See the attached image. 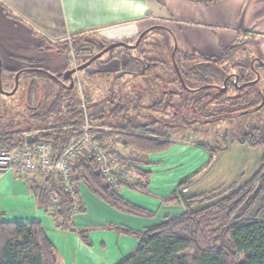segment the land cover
<instances>
[{"label": "trees", "instance_id": "trees-1", "mask_svg": "<svg viewBox=\"0 0 264 264\" xmlns=\"http://www.w3.org/2000/svg\"><path fill=\"white\" fill-rule=\"evenodd\" d=\"M79 42L80 47L76 44V48L78 61L82 64L102 49L100 40L95 38L87 39L85 42L82 39ZM251 45L256 46L254 40L248 36H239L236 43L225 52L224 57L218 60L177 52L175 62L184 82L203 89L201 92L190 94L189 101H184L182 96L174 98L170 94L169 86L161 85L162 92L159 99L155 98L148 108L141 107L139 105L141 100L139 99L136 107L132 110V106L128 105L129 107H127L129 103L124 104L121 100H116L115 95L111 93L107 99V104L113 106V110L107 113L104 109L100 114L91 116L93 122L102 120L105 117L110 118L112 121V126L109 128L111 131H96L97 141L104 148H116L117 142H120V140L117 141L119 138L123 139L122 145L124 148H133L144 153L165 151L173 143L168 140H162L159 143L162 137L160 134H157L158 138L152 139L145 136L143 132L150 126L167 128L169 124L163 118L157 119L155 117L169 115L174 117L177 113L183 114L186 110L184 102H190L189 110L193 113V117H198L206 123L223 121L229 115L242 117L253 112L262 111L264 106L259 109L264 98L261 87L237 88L232 84L231 88L224 92L223 89H226L224 84L223 87H220V92H216L212 90V87L217 84L209 81L212 75L215 76L212 71L220 72L224 80L229 77L228 74H232L234 69H237L239 72L234 77L237 78L239 84L248 82L250 73H252L251 63L235 61L234 58L240 53H248V47ZM139 47L141 48V45ZM259 59L264 61V55L259 54ZM131 61L132 63L142 62V69L135 74L139 77L152 74L157 67L154 62H148L144 57V52L141 51L137 57L131 54ZM211 66L213 70H210ZM171 70L173 80L168 85L180 83L173 66ZM15 73L13 70L4 69L3 85L9 86L13 83ZM85 73L88 79L95 77L88 70ZM101 75L108 76V74ZM34 76L40 81L53 80L49 74ZM56 77L61 78L62 76ZM39 88V82L36 80L30 83L28 91H25L21 97L26 106L31 107L30 101L35 97L34 94ZM212 91L215 92L214 95ZM184 93L186 92L182 91L176 94L181 95ZM37 99L38 106L30 108L31 111H34L31 114V119L35 121V125L28 132L23 131V129L13 133H0V151H12L17 147L32 146L35 143L28 144V137L38 135V142L52 146L61 154L70 142L77 137L80 131L69 127L79 124L80 120L84 119V112L79 104L75 89L62 88V92L48 109L41 110L43 99L40 98L39 93ZM39 102H41L40 105ZM67 103L68 108L64 112L63 105ZM88 105L92 114L101 106L105 107L104 103L93 104L92 100L88 101ZM212 105L217 108L215 113L210 110ZM146 109L150 112V116L147 118L149 119L148 123L133 120L132 117L135 116L137 110L145 111ZM132 111H134L133 115H131ZM52 114L59 117L61 124L49 125ZM123 114L127 117V123L120 126L117 122ZM158 131L161 132V130ZM242 136L243 138L236 140L238 144L253 149L264 148L263 130L251 127L250 130L243 132ZM220 151L221 149L210 152L209 158H213L214 154H218ZM117 156L119 162L125 166L126 170L128 169V173H138L141 177L150 175L149 172L146 173L141 169V166L146 164L132 162L120 154H117ZM116 178L119 187L148 189V185L144 186L141 182L134 183L120 177ZM43 184L46 186V190L38 194L40 195L38 199L40 208L45 213H49V209L53 208V200L50 197L53 194L56 195L60 204L54 207L58 208L59 211L53 217L56 222L60 221L58 226L65 231L78 234L85 245L92 247L93 244L89 237L91 229L77 230L73 226L67 225V221L74 210V200L67 193L66 188L57 186L55 176ZM75 185L85 186L94 197L121 214L148 220H154L160 216L158 212L140 207L126 200L121 196L119 188L108 185L102 175L98 173L96 160L82 159L80 161ZM188 187V181L182 180L173 196L165 198L163 202L170 206L182 205L185 211L181 214L167 215L158 223L142 231H134L116 225H108L104 228L115 230L138 241L135 250L123 257L117 264H264V157L261 160L259 169L250 179L241 185L233 184L222 193L187 196L183 191ZM202 204H205V206L200 207ZM83 213H85V210ZM0 264H59L56 246L43 222L0 220Z\"/></svg>", "mask_w": 264, "mask_h": 264}, {"label": "crops", "instance_id": "crops-1", "mask_svg": "<svg viewBox=\"0 0 264 264\" xmlns=\"http://www.w3.org/2000/svg\"><path fill=\"white\" fill-rule=\"evenodd\" d=\"M69 34L74 37L90 36L100 40L104 47L116 43L132 45L142 36L141 48L139 47L136 53L144 52L145 59L154 62L157 67L152 74L141 78H153L159 71V66L167 77H173L171 68L177 52L214 60L222 59L239 36H248L254 40L256 51L264 55V0H0V52L4 55L3 58H7L10 70H16L13 64L20 59L40 64L44 70L64 74L68 70L65 69V55L60 51L55 54L56 48L40 49L38 40L39 37L45 39L44 42L51 48L52 44L63 41ZM4 43L8 44V48L2 46ZM2 62L4 63V59ZM97 64L88 69L91 74H108V77L117 80L122 78L120 82L125 78L131 79L142 69V62L132 63L130 51L125 47L112 50ZM122 71L123 75L118 76ZM189 148L193 150L191 146ZM184 152L187 151L183 150L179 154L183 155ZM121 154L132 162L146 164L141 166V169L150 175L141 177L136 173L134 183L141 182L151 188L150 183L157 174L155 167L161 164L162 160L155 159L154 153L140 152L137 160L131 159L125 152ZM197 161L200 165L194 162L192 165L196 171L183 180L190 181L204 169L207 154L204 152ZM242 175L244 174L235 179L233 184L241 185ZM28 181L13 172L0 171V220L3 218L10 222L36 221L45 225L47 215L40 208ZM162 181L167 182L164 187L172 186L169 192L174 194L182 180L172 185L168 183L169 178ZM188 185L183 191L187 196L197 186L193 183ZM124 189L134 190L120 187L122 197L147 208L126 197L122 192ZM204 194L211 193L205 190L193 196ZM80 198L84 203V216H87L84 228L92 230L89 237L93 246L85 245L78 234H71L79 237L85 248L79 246V251L81 249L84 253L81 255L85 257L86 254L87 258H90L91 251L95 250L100 259L115 261L117 264L137 247L138 241L135 238L115 230L106 231L105 226L116 225L142 231L159 222V218L148 220L121 214L102 203L89 191L82 190ZM165 198H169V195L163 198L160 209L177 208L180 214L184 212L182 205L164 204ZM52 241L56 247L60 242L53 239Z\"/></svg>", "mask_w": 264, "mask_h": 264}, {"label": "rangeland", "instance_id": "rangeland-1", "mask_svg": "<svg viewBox=\"0 0 264 264\" xmlns=\"http://www.w3.org/2000/svg\"><path fill=\"white\" fill-rule=\"evenodd\" d=\"M39 38L40 39L38 40V43H40L41 45L39 48L40 49L45 48L47 50H53L56 48L55 54L56 52L60 51V53L65 55L64 57L67 59V63H66L67 66L65 67V69L70 70L73 69L75 63H78L76 44L78 47H80L79 44L80 40L83 39V42H85L87 39H91L92 37L73 36L71 42L68 41L67 39H64L59 43L52 44L53 46L51 48L47 46V42H44L45 39H42L41 37ZM7 45H8L7 43H4L2 46L8 48ZM138 53L134 52L133 54L137 56ZM258 56L259 54L256 51V48L253 45H251L248 47V53H241L234 60L253 63L256 71H258L260 70V65L258 64V62H255ZM3 57L4 55L0 52V60L2 61V59H4V63L2 62L4 68L10 70L8 69L7 58H3ZM28 63L29 62L27 61L17 59V63L13 64L16 70L13 71L17 72V70L19 69H25L30 67ZM101 65L103 64L101 63ZM159 67H160L159 71H157L156 76H153V78L148 77V79L143 80L141 78L142 76L137 77L135 75L131 79L125 78L119 84H118L119 80L113 81L112 77L108 79L104 76H101V74L98 73L95 74V77L91 79L87 78L86 73L80 74L81 84L79 86L77 85L75 92L77 93L79 104L84 112L83 115L84 119H81L79 124H76L69 128L71 129L75 128L81 131L83 128L86 127V125L88 124L87 121H89L86 116L89 110V105H88L89 100H92L93 104L104 103L105 112L110 113L113 110V106L107 104V99L111 93L115 95L116 100H121L124 104L129 103L127 104V107L132 106L131 109L133 110V108L136 107L139 99L141 100V103H139V105L141 107L145 106L146 108H148V106L152 104L155 98L156 99L160 98L162 92V86L164 85L169 86V88H172L174 90H179L180 89L179 85L176 86L168 85V83L171 82L173 77L171 76L167 77L163 69H161V66ZM96 70L98 71L99 69L96 68ZM210 70H213L212 66ZM47 71L55 76H62L63 74V73L51 72L50 70ZM212 72L215 73L216 77L212 75L209 81L212 83H216L217 87L220 88L223 87L226 79L234 77V75L237 74L239 70L234 69L233 71L234 74L233 73H232L233 75L228 74L229 77H227L224 80L222 79L220 72L216 70ZM261 72H262V76H261L260 87L264 92V71ZM123 73L124 71H122V73H119L118 76H122ZM166 77L167 79H165ZM252 78L256 79V76L250 73V79ZM32 80L33 79L31 78L28 79L26 76H24L21 79L20 89L16 90L17 92L16 94L9 97L0 94V133L2 132L13 133L15 131L23 130V129H24L23 131L26 130L28 132L35 125V121L31 119V114H33L34 111H31L30 108L31 107L35 108L38 106V99H37L38 91L35 92L34 94L35 97H33V99L30 101L31 107L26 106V104L23 103L21 98L24 92L28 91L27 90L28 86L30 85ZM5 85L2 87L3 90L7 92H12L14 83H11L9 86L7 85L5 86ZM42 86H44V90L42 91L43 104H41V108H42L41 110L50 108V106L53 105L56 97L60 94V92H62V87L51 79L49 80L47 79V81L44 84H42ZM214 93L215 92L212 91L213 95ZM129 95H131V98H129ZM215 107H216L215 105L210 106V110L212 111V113H215V111L217 110V108ZM67 108H68V103L63 105V111L66 112ZM125 111H127V109H125ZM141 111L142 110H137L135 116L132 117L133 120H138L140 122L144 121L145 123H148L147 121L149 119L147 118L148 116H150V112H148L147 109L145 111L142 112ZM133 114L134 111H132L131 115ZM189 115L190 116H188V119L191 121V119L193 118V113L189 111ZM155 118L157 119L163 118V120L170 125H172L173 121H176L177 123L181 124L180 122L181 117L173 118L172 115H169L163 117L156 116ZM59 123L61 124L59 117L57 115L52 114V118L49 121V125L55 126V125H59ZM94 123L98 128H100V129L94 128L93 129L94 133H96V131H101V130H104L105 132L111 131L109 128L110 126H112V121L108 117H105L102 120L94 121ZM117 123L120 126H124L127 123L126 115L123 114L121 118H119ZM251 127L259 128L264 131V109L260 112H253L242 117L239 116L234 117L232 115H229L223 121H219L216 123H196V124L192 123L190 124L189 127L180 130L161 128L158 126H150L148 127V129L146 128L145 131L143 132L145 136L155 139L158 138L157 134H160V136L162 137L159 143H161L162 140L163 141L168 140L173 144L169 149L165 151L154 153L155 154L154 158L157 160H162V163L155 167V172L157 174L155 175V179H153L152 182L150 183L151 188L149 186V188L144 192L138 191L136 189L131 191L124 189L122 190L123 194L126 197H130L132 201H135L141 204L142 206L147 207L151 211L154 212L161 211L160 213L158 212V214L160 215L159 221H161V219L167 215L173 216L180 214L179 213L180 211L177 208H173V209L159 208L165 196L169 195L170 197L173 195L172 191L169 192L172 186H170L169 188L164 187L166 186L167 182L162 180L163 179L167 180L169 178L168 183L172 185L173 183H177L185 178H189L193 173V171H196V168L192 167L193 162L197 165H200L198 164L197 160L198 158L200 160L204 152L207 154V162L204 167L202 166L204 169L200 170L196 176L193 175L194 176L193 179L188 181V184L193 183V185H197L195 189L191 190L189 196L196 195L197 193H199V191H205V190L211 194L212 193L219 194L223 192L226 188H228L229 185H232L235 179H238V177L241 174H244L242 175V180H243L242 183H244L251 176H253L254 173L258 170V168L261 165V160L264 157L263 147H258L255 149L246 148L239 145L238 142L236 141L243 138L242 136L243 132L250 130ZM158 130H161V132H159ZM118 140H120V142ZM117 141L118 142L116 144V150L118 151V153H120V155H122L121 152H125L126 154H128V156L131 159H135V160L138 159L140 152L136 151L133 148H124L122 145L123 139L118 138ZM72 142L73 141H71L70 144ZM230 144H232L231 148L228 149ZM69 145L67 146V148L69 147ZM190 146L193 150H189ZM50 147L52 148V146ZM180 147L182 148V150H179ZM66 149L62 151L61 154H63L66 151ZM220 149L221 151L218 154H214V157L211 159L209 158L210 152L212 151L215 152ZM183 150L187 152H184L183 155H181L182 153L179 154V152H182ZM53 151L57 156L60 155L59 154L60 152H57L55 149H53ZM6 152H10V151H6ZM193 168L195 170H193ZM182 176L183 178H181ZM75 178L73 180V187L75 194H77L75 198L77 199V205L79 207L76 208V210L74 208L72 215L67 221V225L73 226L77 230H81V229H86L84 228V226H86L85 221L87 219V216H84L85 214L83 213L85 210L84 203L81 202L80 196L82 190L87 192L88 190L83 185H75ZM130 178L131 181L134 182V179L136 178V173L133 174L131 173ZM57 179L58 178H56V180ZM239 180L241 181L240 178ZM28 184L33 194L35 195L36 199H39L40 195L38 194H41V192H45L46 190L45 189L46 186H44V184L39 179H31L28 181ZM51 198L53 200V195L50 197V199ZM52 205L53 208L49 209V213H46L47 218L45 220V227L48 233L51 235V239L60 241L57 243V247H56L59 256V264H115L116 263L115 261L112 262L111 260L109 261L105 259H100L99 256H97L95 250L91 251L90 258H87L86 254L85 257L81 255L84 253L83 251H81V249H80L81 251L80 253L79 246H81V248L83 249L85 248L81 243V241L79 240V237H74L71 234V232L65 231L62 227L58 226L60 224L59 223L60 221L56 222L53 215L57 213L59 209L54 208L56 206L54 202L52 203ZM203 206H205V204L200 205V207ZM1 220L4 221L3 218ZM106 231H111V230L106 229Z\"/></svg>", "mask_w": 264, "mask_h": 264}, {"label": "built area", "instance_id": "built-area-1", "mask_svg": "<svg viewBox=\"0 0 264 264\" xmlns=\"http://www.w3.org/2000/svg\"><path fill=\"white\" fill-rule=\"evenodd\" d=\"M73 36L67 35L65 39L71 42ZM78 86L81 84L79 76ZM87 116V114H86ZM88 124L83 128L63 154L56 155L46 143L37 142L32 146L17 148L13 151H0V171L13 172L24 180L39 179L47 183L53 176L57 179V186H64L74 200V208H78L73 180L82 159L96 160L98 173L102 175L108 185L119 188L116 177L130 180L127 172L118 159L115 147L104 148L98 141L93 129L97 126ZM59 181V182H58ZM56 206L59 200L53 194Z\"/></svg>", "mask_w": 264, "mask_h": 264}, {"label": "flooded vegetation", "instance_id": "flooded-vegetation-1", "mask_svg": "<svg viewBox=\"0 0 264 264\" xmlns=\"http://www.w3.org/2000/svg\"><path fill=\"white\" fill-rule=\"evenodd\" d=\"M142 39H143V37H140L139 38V40L135 43V44H132V45H130L129 47H125V49L126 50H129L130 51V54H133L134 52L136 53L137 51H138V49H139V46L141 45V41H142ZM100 46H101V44H100ZM101 50L99 51V52H97L95 55H93L92 57H91V59L92 58H94L97 54H99L100 52H102L103 50H104V48L105 47H102L101 46ZM111 52V51H110ZM110 52H108V53H105L104 55H102L101 57H99L97 60H95L88 68H86L85 70H82V71H76L74 74H73V81H74V86H73V88H71L70 87V84H71V81L70 80H65L64 79V74L68 71H66L64 74H62V77L61 78H58V77H56L55 75H53V76H55L56 78H53L51 75L52 74H50V73H47L48 71L47 70H44V68H42V66L40 65V64H37V63H34V62H29L28 64L30 65V67H28V68H25V69H20V70H18L16 73H15V75H14V79H13V83H14V87H13V90L12 91H14L15 90V88H16V83H18V87H17V89L19 90L20 89V83H21V79L24 77V76H26L28 79H33V80H36L37 82H39V86H40V88H39V90H38V93H39V95H40V98H42V91L44 90V86H42V84H44L45 83V80H43V81H40V80H38L35 76L33 77V75H44V76H46L47 74H49L50 75V77H52L53 78V80L54 81H56V83L57 84H59L62 88H64V89H68V90H73V89H76V87H77V83H78V76H79V78H80V74H84L85 73V71L86 70H88L91 66H93V65H95V64H97V63H100L101 61H102V59L105 57V56H107ZM134 55V54H133ZM135 56V55H134ZM138 56V55H137ZM136 56V57H137ZM90 59V60H91ZM90 60H88V61H90ZM87 61V62H88ZM2 62V61H1ZM86 62V63H87ZM255 62H258V64L260 65V70H258V71H256V69H255V67H254V64L253 63H251L250 65H251V72H252V74H254L255 76H256V79H254V78H252V79H250L248 82H245V83H241V84H239V82H238V80H237V78L236 77H231V78H228L226 81H225V85H226V90H229L230 88H231V85L233 84L235 87H237V88H241V87H246V88H248L249 86H258V87H260V84H261V76H262V72L261 71H264V61H262V60H260L259 59V56H258V58H257V60L255 61ZM85 64V63H84ZM84 64H82V63H80L79 61H78V63H75V65L73 66V69H78V67L79 66H82V65H84ZM173 67L175 68V70H176V73H177V75H178V78H179V81H180V83H177V84H175V85H171V86H176V85H179L180 87V89L179 90H174V89H172V88H169L170 89V94L174 97V98H176V97H178V96H182V98L184 99V101L185 100H188L189 101V99H190V94H192V93H198V92H201L203 89L202 88H199V87H193V86H191L190 84H186L185 82H184V80H183V78H182V75H181V72H180V70H179V68L177 67V65H176V62H175V58H174V61H173ZM4 69H6V68H4V66H3V63H2V75H1V85H2V87L4 86L3 85V79H2V77H3V70ZM71 70V69H70ZM17 75H18V79H16L17 78ZM106 78H108V79H110L111 77H108V76H105ZM143 77V76H142ZM119 80H121L122 78H118ZM32 80V81H33ZM114 80H117L116 78H113V81ZM173 80V79H172ZM231 80V81H230ZM120 83V81L118 82V84ZM212 90H214V91H216V92H220V88H218L217 87V85H214L213 87H212ZM5 91V90H4ZM186 92V93H184V94H181V95H177L176 93L178 92V93H181V92ZM7 92V91H6ZM176 92V93H175ZM17 92H15L14 94H16ZM0 94H2V93H0ZM13 94V95H14ZM2 95H4V96H6L5 94H2ZM9 97V96H8ZM41 104V102H39V105ZM184 104H185V106H186V110H185V112L183 113V114H175L174 115V117L173 118H180L181 117V120H180V122H181V124H179V123H177L176 121H173L172 122V125H168L167 126V128H170V129H172V130H175V129H178V130H180V129H184V128H187V127H189L190 126V124L188 123V122H191V121H194V123L196 124V123H206L204 120H201V119H199L198 117H193L192 119H191V121L188 119V116H190L189 115V107H190V102H184ZM100 108H102V110L98 113V114H100L105 108L103 107V106H101ZM95 112V111H94ZM98 114H96V115H98ZM91 116H95V115H92V113H90V111L88 110V112H87V118H88V120L91 122V124H93V125H95V123L93 122V121H91ZM175 120V119H174ZM96 126V125H95Z\"/></svg>", "mask_w": 264, "mask_h": 264}, {"label": "water", "instance_id": "water-1", "mask_svg": "<svg viewBox=\"0 0 264 264\" xmlns=\"http://www.w3.org/2000/svg\"><path fill=\"white\" fill-rule=\"evenodd\" d=\"M142 37V36H141ZM102 47H104V44H101ZM130 45L128 44H125V43H116V44H111L107 47L104 48V50L102 52H100L99 54H97L94 58H92L90 61H88L87 63H85L84 65L82 66H79L78 69H71V70H68L65 74H64V79L65 80H70L71 81V84H70V87L73 88L74 86V81H73V74L76 72V71H82V70H85L86 68H88L95 60H97L99 57H101L102 55H104L105 53H108L118 47H129ZM174 57V56H173ZM1 75H2V62L0 60V93L2 94H5L6 96H12L16 90H17V87H18V83H16V88L14 91L12 92H6L3 90L2 88V85H1ZM53 78H56L55 76L51 75ZM18 79V75H17V78ZM223 91L225 92L226 89L224 88ZM264 106V98H263V103L261 104V106L259 107L262 108ZM102 110V108L98 109L97 111L93 112L92 115H96L98 114L100 111ZM189 124H192L194 123V121H191V122H188ZM39 141V136L38 135H33V136H29L28 137V144H33V143H36Z\"/></svg>", "mask_w": 264, "mask_h": 264}]
</instances>
